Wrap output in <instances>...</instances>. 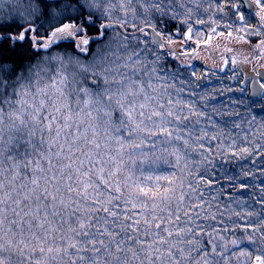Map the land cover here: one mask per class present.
Listing matches in <instances>:
<instances>
[{"label": "clouds", "instance_id": "clouds-1", "mask_svg": "<svg viewBox=\"0 0 264 264\" xmlns=\"http://www.w3.org/2000/svg\"><path fill=\"white\" fill-rule=\"evenodd\" d=\"M33 3L39 14L31 18L30 26L40 25L41 21L48 25L45 17L51 8L46 12L45 6L49 0H21L20 3L8 0L0 5V14L16 16L20 12L23 15L22 9ZM69 3L82 9V22L95 18L100 33L91 51L82 56L78 50L63 47L40 55L32 68L39 65V71L45 74L38 82L33 81L29 97L33 107L21 105V96L16 93L22 94L23 89H18L15 84L17 78L24 72L28 74L30 69L21 70V74L15 76L9 74L0 86V111L3 112L0 167L5 174V188H8L14 165L19 160L31 158L35 162L39 159L44 169L42 173L29 170L31 175L40 176V188L36 189L32 203L22 209L21 217L13 215L12 200L3 197L4 204L0 207L7 205L9 210L0 213L4 221L0 224V264H72L73 260L81 264L78 253L57 254L55 245L62 241L71 244L76 239L81 241L79 248L85 247L87 239L79 225L96 216L86 198H98L101 209L112 203L110 211H115V202H118L122 209H127L126 215L131 220L139 221L129 224L120 216L116 224L109 223V228L120 233L111 243H122L123 250L119 253L114 248L101 251L100 264H264L257 259V256H264V235L261 234L264 220L259 219L264 212L257 207L258 189L264 186L260 184L261 177L253 175L248 183L254 185L255 190L250 187L247 192H238L232 185L221 183V179L235 176L243 168H248L250 175L259 169L244 164L243 157L240 161L228 158L226 162L219 144L211 153L202 152L201 144L207 145L212 136L225 144L230 143L231 125L222 127V118L216 119L219 113L200 96H193L191 91L176 103L181 93L179 82L175 86L168 82L165 91L160 87L161 81L150 75L151 60L156 57V51H153L149 34L145 39L144 29L156 25L158 17H172L171 11L163 15L166 9L174 7L183 11L184 5L180 0L174 3L160 0V4L151 8L145 0H69ZM16 23L20 22L16 19ZM97 56L99 60H96ZM203 58L209 62L207 57ZM94 60L96 78L89 85L86 80L90 78L81 71V65ZM160 61L162 71H173L166 67V57H160ZM211 66L218 65L211 62ZM64 73H67L66 78ZM149 80H152V87L148 86ZM54 81L56 87L52 86ZM141 82L143 92L140 91ZM45 87L47 94L37 91V88ZM85 87L91 88L92 102L88 105L85 104ZM41 100L45 105L40 119H33L36 109L41 107ZM185 104L192 108L184 107ZM130 105H134L132 118L138 127L124 114ZM193 109L197 115H192ZM169 112H172L171 116ZM44 116L49 117L47 122ZM52 118L58 123H53L49 132L47 124ZM161 127L167 128L171 136L168 133L162 137L152 135ZM262 137L264 130L256 134L254 128L249 134L248 147L253 152ZM237 139L240 141L241 137ZM49 160L51 165L47 163ZM156 175L174 177L172 184L167 185L169 192L156 198H152L151 193L142 194L137 185L155 190L145 177ZM208 177L215 178L211 188ZM20 182L18 177L15 187L19 188ZM85 185H89L86 191ZM69 188L73 189L71 196ZM41 190L54 194L56 200L45 202L40 196ZM70 199H78L79 206L73 203L65 209L59 203L63 200L68 204ZM193 207L197 211L189 214ZM134 209L139 210L138 217ZM24 217L25 225L21 227L19 220ZM12 221H15L11 225L13 231H9ZM240 221H248L255 230H243ZM105 222L103 217L97 221L101 227ZM157 223H161L159 230ZM132 228L136 231H131ZM92 235L99 240L95 232ZM37 236L44 242L43 253L35 240ZM129 236L134 238L131 251L127 242ZM22 240H27L28 244L22 245ZM109 240L110 237L106 238L105 243ZM144 240L149 241L150 248L148 243L142 247L138 242ZM49 246H53L51 253L47 251ZM84 254L87 259L82 264H94L96 257L91 254V249Z\"/></svg>", "mask_w": 264, "mask_h": 264}, {"label": "snow or ice", "instance_id": "snow-or-ice-1", "mask_svg": "<svg viewBox=\"0 0 264 264\" xmlns=\"http://www.w3.org/2000/svg\"><path fill=\"white\" fill-rule=\"evenodd\" d=\"M8 0H0V5L7 3ZM17 3H20L21 0H16ZM87 2V0H85ZM167 2V0H166ZM174 3L175 0H172ZM148 8H151L155 4H160V0H145ZM180 3L184 5L183 11H177V8L170 7L163 12V15H167L169 11L173 13L170 19L178 20L180 23V35L182 39L179 43L182 45L179 51H176L173 47L177 43V40L172 35H164L158 28L157 25L150 26L144 29L145 39L149 34V31L158 39V43L152 44L153 51H156V57L152 58L151 64V73L155 79L160 80V87L164 88L167 91V84L171 82L175 86L179 82V87L181 89L180 98L176 103H180V100L183 96L187 95L189 91L193 96H200L202 100L210 104L214 112H218L217 121L221 118L223 124L221 125L224 128L231 125L229 135L232 136L230 143L225 144L223 140H218L216 136L208 138L209 142L207 145L201 144L200 148L202 152L211 153L212 149L219 144L221 146V151L226 162L228 158H232L236 161H240L243 157V163L248 164L252 169H259V171L249 174L248 168H243L235 176L225 178V183L232 185L233 188L238 192H247L249 188L252 187L255 190L254 185H249L248 181L252 180L253 175L261 177L260 184L264 185V137L257 146L255 152H253L248 147V136L253 132V129H256V134H261V130H264V117L257 118L255 115H252L250 111L241 112L237 105H243L244 101L232 99L230 103H225L224 101H218V97L225 96L227 93L233 91H243V89H233L228 85L223 87H217L211 84V77L215 75V69L217 66H212L208 71L197 70L194 66V61L199 58L201 52H207L208 60L212 62L213 65H218L220 72L225 71V65L230 64L233 69H236L241 64L252 63L253 60L261 61L264 60V0H180ZM49 8L51 11L49 12ZM163 8V4H161ZM71 9V13H69ZM147 10V9H146ZM45 11L49 14L45 17L48 22V27L45 28V24L41 23L39 26H30L32 25V17H36L39 14V9L35 7L33 3L32 6L22 9L23 15H20V12H17L16 16L12 19V24L0 23V54L9 53L12 55H19L23 52L33 51L34 55H39L41 51L45 54L50 53L53 49H60L63 47L71 48L73 50H78L81 54L89 53L96 42V37L100 33V29L96 27L95 18L93 21L83 20L82 22V9L77 6L70 4L69 0H49V4L45 6ZM92 15L91 12L88 13ZM185 17L181 19V17ZM16 17H19L22 20H26V23H16ZM79 17V18H78ZM155 19V16H153ZM67 21V22H66ZM227 21V22H225ZM94 33L96 34L94 36ZM107 33V28H105V34ZM251 37L259 38L258 43H254L251 53L249 55L241 54L240 56L231 55L225 56V53H232L233 49L227 47V43L235 40L237 43L249 44ZM225 41V46L223 52L220 51L221 44L219 41ZM214 41H217L214 45ZM194 44L196 47L192 48L191 44ZM167 54L171 56L173 60H180L181 63L176 70L169 71L168 69L161 70L163 65L160 61V57ZM8 60V56L0 55V86L4 84V81L8 79L9 74L12 76L16 75L15 60L12 61V65L9 66L5 61ZM79 58H77L78 62ZM96 60H99V56L96 57ZM139 61V56L137 57ZM96 61H88L81 65V71L89 77L90 79L86 80V83L91 85V82L95 80V70L94 63ZM142 62V61H140ZM63 63V61H61ZM71 63V61H69ZM182 69V70H181ZM47 69H45L46 71ZM147 70V69H146ZM256 75H259L257 69H253ZM44 72L39 71V65L35 68H31L27 75L21 74L15 81L18 89H23L22 94L17 91V95L21 96L20 103L21 105H27L28 107H33L34 105L29 101V97L32 95L33 81L44 76ZM143 74V73H142ZM239 76V72L233 71L232 75L228 77L229 80H235ZM64 77H67V73H64ZM208 82V87H205V82ZM60 83H63V80H60ZM259 88L264 91V83L256 81ZM53 87H56V82L52 84ZM149 87H152V80H149ZM38 92H43L47 94V88L39 89ZM140 91L143 92V83L141 82ZM85 99V104H91L92 95L91 88L85 87L83 89ZM131 92V89H129ZM111 99V96H109ZM215 102V103H214ZM117 103H120L117 101ZM173 101L169 99V104L171 105ZM40 108L36 109V114L33 119H40L41 112L45 105V101H40ZM144 105H141L143 108ZM184 107L192 108V105L185 104ZM59 112L60 109H57ZM134 111V105L129 106V110L125 111L124 114L128 117L129 121L135 124L132 118V112ZM90 114V113H89ZM142 115V113H141ZM154 115H159V113H154ZM169 116L172 115V112L168 113ZM192 115H197L196 111L192 110ZM201 118H205L203 112L200 113ZM18 119L20 117H17ZM3 119V112L0 111V122ZM44 121L49 120L48 116L43 117ZM187 119V117H185ZM53 123H58L55 118L51 119V122L47 124L48 131H51V126ZM212 125H210L211 127ZM205 130V137H206ZM165 133H168L171 136V132L164 127H161L159 131H153L152 135L154 136H164ZM240 136L241 140L238 141L237 137ZM255 143V141H253ZM99 147V145H97ZM155 147V145H153ZM51 165V161H47ZM30 169H35V171L42 173L43 166L39 159L35 162L31 158L24 160H19L14 165V171L9 178L8 188H5L4 185V172L3 168L0 167V205L4 204L3 197L6 196L9 200H12L14 205L13 215L15 217H21V211L26 204H31L33 200V195L36 189L40 188V176H33L30 174ZM115 174V173H114ZM20 178L21 182L19 188L15 187L17 183V178ZM145 179L150 180L155 186V190L152 187H146L144 185H137L139 191L148 195L151 193L152 198L165 195L169 192L167 185L172 184L174 177L171 176H146ZM208 186L211 188L214 186L215 178L208 177ZM53 182H55V177H53ZM199 183V180L197 181ZM89 185H85V191ZM69 196L73 189L69 188ZM109 194H111V189H108ZM120 189L117 187V194H119ZM259 195L257 196L258 205L262 212H264V186L258 189ZM15 194L16 199L13 200V195ZM40 196L44 197L45 202L49 199L55 201L56 196L47 190H41ZM40 196L36 197L38 200ZM87 204L91 205L94 209L96 216L95 219H89L86 223L81 222L79 227L84 230L83 235L87 239V243L83 249L79 248L78 245L81 241L76 239L72 240L71 244H68L67 241L58 242L55 245V251L57 254L60 253H78V260L81 262L85 261L87 257L84 253L89 252L91 249V254L96 257L94 264H100L99 254L104 250L115 249L117 253L123 250L122 243L112 244V240H116L120 233L115 228H109V223L116 224L117 218L123 216V218L129 224H137L139 221L131 220L127 215V209H122L118 202H115V211H110L112 203L108 206L100 208V201L98 198L87 200ZM63 204L65 209L69 207V204H76L79 206V200H69L68 204H64L63 200L59 201ZM9 207L4 205L0 207V213L7 212ZM39 212V208L36 209ZM75 211V209H73ZM197 211L196 207H193L190 210L191 212ZM135 215L139 216V210L134 209ZM46 215V214H45ZM106 221L105 224L101 227L97 221L99 219ZM177 218L179 216L177 215ZM25 219L21 218L19 220L20 226L25 225ZM260 220H264V215L259 217ZM3 218H0V224H2ZM147 222V221H146ZM15 221H12L9 225V231H13L12 224ZM42 223V222H41ZM243 230L251 232L255 230L253 226L248 221H240ZM157 229L161 228V223L156 224ZM131 231H136L135 228H132ZM93 232L96 236H99V240L93 237ZM261 234L264 235V230H261ZM171 235V233H169ZM23 236V232H21ZM110 237L109 242L106 244L105 239ZM36 242L40 244L41 253L44 252V242L40 240L37 236L35 237ZM134 238L128 237L129 251L132 250V243ZM143 247L144 244L148 243L149 248L151 244L149 241H138ZM163 243V241H160ZM22 245H27V240H22L20 242ZM49 253L53 252V246L47 248ZM160 251V249H156ZM182 251V250H181ZM213 251H216L213 248ZM34 255V253H33ZM117 259L119 257L117 256ZM257 259L264 262V256H257ZM72 264H77V260H73Z\"/></svg>", "mask_w": 264, "mask_h": 264}, {"label": "trees", "instance_id": "trees-1", "mask_svg": "<svg viewBox=\"0 0 264 264\" xmlns=\"http://www.w3.org/2000/svg\"><path fill=\"white\" fill-rule=\"evenodd\" d=\"M14 16H15L14 14L8 15V16H4V15L0 14V21L12 20ZM32 18H34V17H32ZM16 19L20 23H26L25 20H22L19 17H16ZM225 22H227V21H225ZM40 23H43V21H41ZM155 23L157 25V28L164 35L173 34L175 32L179 33V35H180V23L178 20H172V19L167 18V17L166 18L158 17L156 19ZM35 26H39V25L37 24V25H34V27ZM47 27H48V25L45 24V28H47ZM148 38L151 39L150 33H149ZM250 39H251L250 43L247 45L252 47L254 45L253 42L256 43L255 37H251ZM151 42H152V44L155 43L152 40H151ZM251 49H250V53H251ZM34 51L35 50L30 51V52H23V53H20L19 55H12L9 53H3L0 55L8 56V60L5 61V63H7L9 66H11L12 61L15 60V62H16V64H15L16 74H21V70L31 69L33 67V65L38 63L40 55L45 54L43 51H41L39 55H34L33 54ZM81 55L86 56L87 53H83ZM232 55H237V54L234 53ZM165 57H166V61H167L166 67L171 68L173 70H176L179 66L177 64V62L175 60H173L172 57L168 56L167 54H165ZM202 70L208 71L209 68L202 66ZM240 70H241L240 66L233 70V68L230 64L225 67L224 72H220L219 69H215V75L211 77V84L212 85H215L217 87H223L225 85H228L233 89H243L242 92L241 91H233V92L227 93L225 96L218 97V101H216V102L224 101L225 103H230V101L232 99L241 100V101H244V104L243 105H237V107H239L241 112L250 111L251 114L255 115L258 119L261 117H264V95L258 100H254V99H251L249 97L248 92H246L245 88H243L241 85ZM233 71L239 72V76L235 80H229L228 77L232 75ZM24 74H27V72H24ZM208 86H209L208 82L206 81L205 87H208ZM217 175H219V173H217ZM221 183L223 184V183H225V181L223 179H221Z\"/></svg>", "mask_w": 264, "mask_h": 264}, {"label": "rangeland", "instance_id": "rangeland-1", "mask_svg": "<svg viewBox=\"0 0 264 264\" xmlns=\"http://www.w3.org/2000/svg\"><path fill=\"white\" fill-rule=\"evenodd\" d=\"M164 18H166V17H164ZM167 18H169V17H167ZM168 35H172L177 40V43L174 44L173 46H174L176 51H179V49L182 46L179 43V41L182 39V36H180L179 33H177V32H175L173 34H168ZM189 43L191 44V42H189ZM213 43L215 44V43H217V41H214ZM219 43L221 44L220 51L223 52V48L225 46V43H227V42L221 40V41H219ZM191 47L195 48L196 46L194 44H191ZM227 47L232 48L233 52L230 53V54L229 53H225V56H231L234 53H236L237 56H240V54L249 55L250 54V49L252 47H254V45L251 47V46H248L247 44L237 43L235 40H233L230 43H227ZM207 56H208L207 52H201L200 55H199V58L196 61H194V66H195V68L197 70H202V66L206 67V68H209V69L212 67L211 66V61L209 60V62H206L205 59L203 58V57H207ZM175 61L177 62L178 65L181 64L180 60H175ZM227 65H229V64H227ZM227 65H225L224 67H226ZM260 67H264V60H261V61H258V62L256 60H253L252 63L241 64L240 65V69H241L240 70V78L246 71L247 72H249L251 70L253 71V69H257V68H260ZM216 69H218V66L216 67ZM240 81H242V80H240Z\"/></svg>", "mask_w": 264, "mask_h": 264}, {"label": "water", "instance_id": "water-1", "mask_svg": "<svg viewBox=\"0 0 264 264\" xmlns=\"http://www.w3.org/2000/svg\"><path fill=\"white\" fill-rule=\"evenodd\" d=\"M149 32H150L151 40L155 43L156 42L158 43L159 42L158 39L154 37L151 31ZM258 71H259V75H256L251 72H247L246 74L243 75L242 81H241L242 84L245 86L248 80L251 79L250 80L251 82L248 87V92H249V97L254 100H258L264 95V91H262L259 88L258 83H256V81L264 80V68H259Z\"/></svg>", "mask_w": 264, "mask_h": 264}, {"label": "flooded vegetation", "instance_id": "flooded-vegetation-1", "mask_svg": "<svg viewBox=\"0 0 264 264\" xmlns=\"http://www.w3.org/2000/svg\"><path fill=\"white\" fill-rule=\"evenodd\" d=\"M250 40H251V39H250ZM255 41H256V43L259 42V38L255 37ZM260 68H264V67H260ZM258 69H259V68H257V70H258ZM246 72H247V71H246ZM246 72H245L244 74H246ZM249 72L254 73V71H252V70L249 71ZM244 74H243V75H244ZM254 74H255V73H254ZM243 75L241 76L240 80H242ZM250 80H251V79L248 80V82L246 83L245 86H244V85L242 84V82L240 81L242 87L245 88L246 92H248V87H249V84H250V82H251ZM259 81H260L261 83H264V80H259ZM248 94H249V92H248Z\"/></svg>", "mask_w": 264, "mask_h": 264}]
</instances>
